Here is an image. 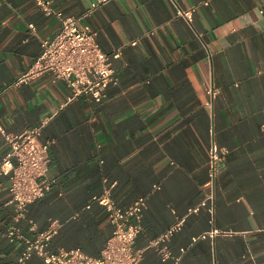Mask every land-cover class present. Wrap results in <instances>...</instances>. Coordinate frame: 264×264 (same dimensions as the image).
<instances>
[{
	"label": "crops",
	"instance_id": "obj_1",
	"mask_svg": "<svg viewBox=\"0 0 264 264\" xmlns=\"http://www.w3.org/2000/svg\"><path fill=\"white\" fill-rule=\"evenodd\" d=\"M91 1L51 6L78 17ZM176 5H195L190 24ZM58 25L33 0H0V122L16 135L42 124L54 179L27 205L21 232L54 221L48 249L98 256L113 226L93 197L106 192L123 208L144 196L140 264H264V0H108L78 21L102 51H120L100 102L71 98L49 72L15 83ZM211 143L226 149L213 181ZM7 150L0 135V159ZM8 184L0 174V264L21 249L4 235L15 211ZM179 218L162 259L148 243Z\"/></svg>",
	"mask_w": 264,
	"mask_h": 264
},
{
	"label": "built area",
	"instance_id": "obj_2",
	"mask_svg": "<svg viewBox=\"0 0 264 264\" xmlns=\"http://www.w3.org/2000/svg\"><path fill=\"white\" fill-rule=\"evenodd\" d=\"M33 1L45 14L57 17L59 25L51 37L40 41L38 54L29 69L21 73L15 83L25 81L30 75L49 72L54 79L65 83L70 89L71 98L83 94L95 102L102 101L104 88L117 81L112 59L118 58L120 51H102L95 41V32L80 28L78 21L108 0H92L89 7L78 17L65 15L61 10L53 8L51 0ZM194 9L195 5H176V14L190 24ZM135 43V40L130 41V44ZM4 88L5 86H0V94ZM41 126L40 123L28 127L21 135H16L6 131L0 122V135L8 143V150L0 159V174L8 177V202L15 208L4 235L10 242L21 245L15 264L24 263L32 255L39 256L46 264H140L144 248H135L134 241L142 228V212L146 206L144 196L135 198L123 208L115 206L106 192L93 197L110 212L113 226L98 256L87 255L78 247L48 249V241L55 232L54 221L33 236L21 232L18 222L26 217L27 205L43 196L54 181L47 174V143L38 141ZM225 153L226 149L214 143L209 146L207 175L210 181L215 179L219 162ZM29 223V228L33 229V222L29 220ZM181 223L182 219H177L149 241L148 246H153L162 259L171 257L165 241ZM180 250L183 251V248ZM178 258L174 257L171 264H176Z\"/></svg>",
	"mask_w": 264,
	"mask_h": 264
},
{
	"label": "trees",
	"instance_id": "obj_3",
	"mask_svg": "<svg viewBox=\"0 0 264 264\" xmlns=\"http://www.w3.org/2000/svg\"><path fill=\"white\" fill-rule=\"evenodd\" d=\"M16 262V261H15ZM15 264V263H14Z\"/></svg>",
	"mask_w": 264,
	"mask_h": 264
}]
</instances>
